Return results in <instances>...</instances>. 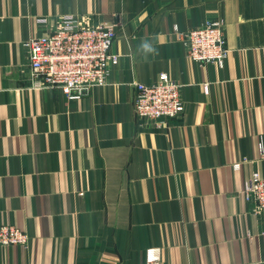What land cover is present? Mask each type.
<instances>
[{"label":"crops","instance_id":"1","mask_svg":"<svg viewBox=\"0 0 264 264\" xmlns=\"http://www.w3.org/2000/svg\"><path fill=\"white\" fill-rule=\"evenodd\" d=\"M67 13L119 23L106 84L72 100L30 86L24 45ZM221 17L224 67L189 57L175 27ZM161 73L185 112L157 127L135 114L136 83ZM261 144L264 0H0V225L30 236L0 244V264H145L150 246L162 264H264L242 193Z\"/></svg>","mask_w":264,"mask_h":264},{"label":"built area","instance_id":"2","mask_svg":"<svg viewBox=\"0 0 264 264\" xmlns=\"http://www.w3.org/2000/svg\"><path fill=\"white\" fill-rule=\"evenodd\" d=\"M38 21L48 24L46 33L32 36L24 43L32 88H58L72 100L93 87L106 84L110 66L118 63L120 58L118 53L112 52L118 36V22L74 13L57 15L52 20L40 17ZM175 32L176 39L185 44L189 57L200 63L224 67L230 49L222 17L207 20L187 31L175 27ZM136 87L135 114L139 119L164 127L170 120L184 114L181 83L168 73H161L152 83L137 82ZM260 151L264 157L262 144ZM240 164L236 163L235 167H240ZM242 193L252 204L256 215L264 217V175L254 171L245 181ZM259 234L264 239V227ZM29 240V233L18 225H0L1 245L26 246ZM145 264H162L161 246L146 249Z\"/></svg>","mask_w":264,"mask_h":264},{"label":"clouds","instance_id":"3","mask_svg":"<svg viewBox=\"0 0 264 264\" xmlns=\"http://www.w3.org/2000/svg\"><path fill=\"white\" fill-rule=\"evenodd\" d=\"M140 50L142 52H144L145 54H147V53H154L156 51V49L152 46V44H150L147 41H143L141 43Z\"/></svg>","mask_w":264,"mask_h":264}]
</instances>
